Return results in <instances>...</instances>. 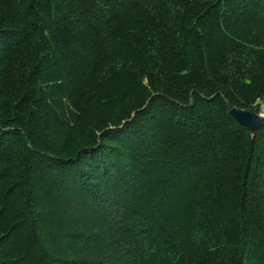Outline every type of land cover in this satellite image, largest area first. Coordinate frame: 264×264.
Returning a JSON list of instances; mask_svg holds the SVG:
<instances>
[{"label": "trees", "instance_id": "16d2710c", "mask_svg": "<svg viewBox=\"0 0 264 264\" xmlns=\"http://www.w3.org/2000/svg\"><path fill=\"white\" fill-rule=\"evenodd\" d=\"M257 100L264 0H0V264H264Z\"/></svg>", "mask_w": 264, "mask_h": 264}, {"label": "water", "instance_id": "95a60500", "mask_svg": "<svg viewBox=\"0 0 264 264\" xmlns=\"http://www.w3.org/2000/svg\"><path fill=\"white\" fill-rule=\"evenodd\" d=\"M229 112L237 122L248 127L252 133L256 132L264 125V116L253 111L239 109L230 105Z\"/></svg>", "mask_w": 264, "mask_h": 264}, {"label": "rangeland", "instance_id": "374dc122", "mask_svg": "<svg viewBox=\"0 0 264 264\" xmlns=\"http://www.w3.org/2000/svg\"><path fill=\"white\" fill-rule=\"evenodd\" d=\"M257 104L260 103V111L259 112H256L255 110H253V112L255 113H258V114H261L264 116V101H261V100H257L256 102ZM259 105V104H258ZM251 111V110H250Z\"/></svg>", "mask_w": 264, "mask_h": 264}, {"label": "bare ground", "instance_id": "6f19581e", "mask_svg": "<svg viewBox=\"0 0 264 264\" xmlns=\"http://www.w3.org/2000/svg\"><path fill=\"white\" fill-rule=\"evenodd\" d=\"M27 2V1H26ZM180 35V34H179Z\"/></svg>", "mask_w": 264, "mask_h": 264}]
</instances>
